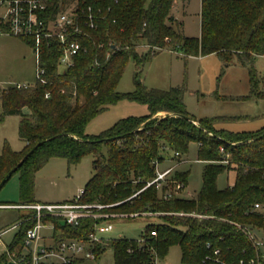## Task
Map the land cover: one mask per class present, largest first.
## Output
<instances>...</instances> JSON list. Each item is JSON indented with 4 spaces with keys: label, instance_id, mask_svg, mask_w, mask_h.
<instances>
[{
    "label": "trees",
    "instance_id": "trees-1",
    "mask_svg": "<svg viewBox=\"0 0 264 264\" xmlns=\"http://www.w3.org/2000/svg\"><path fill=\"white\" fill-rule=\"evenodd\" d=\"M175 2L48 1L46 19L76 3L78 9L91 8L97 28L75 37L85 50L74 57L69 69L61 71L59 67L63 54L59 41L43 39L40 66L45 69V83L36 81L22 89L0 88V123L9 116L20 117L19 137L24 143L19 152L7 143L0 147V183L44 142L16 172L21 173V202L16 205H31L36 203L35 174L50 159L77 165L92 155L93 174L81 203H121L107 212L159 213L163 221L146 227L141 237L145 240L143 247L138 240H107L113 248L114 264H152V253L164 259L173 246L180 247L183 264H208L206 257L216 250L228 264H264V247L256 248L242 230H250L264 241V137L260 138L264 127L255 132L218 130L220 122L242 119H197L185 104V85L148 89L140 80L145 64L165 50L181 53L185 59L217 55L228 62L237 58L250 73L249 94L241 99L263 101L264 77L254 69L253 62L264 56V0H202L198 38L185 36L182 23L172 12ZM23 41L34 49L32 41ZM142 47L148 49L139 51ZM131 60L136 67L135 89L121 93L118 87ZM122 100L144 104L148 113L122 119L98 136L86 134L95 118ZM158 113L166 115L154 118ZM192 143L198 146V161L205 164L203 186L195 198L174 196L164 200L152 187L129 200L155 176V163L164 162L169 152L181 158ZM225 172H234L235 182L221 190L217 181ZM189 176L190 171H177L173 179L187 187ZM256 205L260 208L255 209ZM20 211V219L28 215ZM52 223L59 239L87 240L93 231L92 220L78 227L66 226L58 219H52ZM32 224L24 222L9 246L11 250L22 248L25 232ZM104 248L95 246L97 260ZM4 261L1 258L0 264Z\"/></svg>",
    "mask_w": 264,
    "mask_h": 264
},
{
    "label": "rangeland",
    "instance_id": "rangeland-1",
    "mask_svg": "<svg viewBox=\"0 0 264 264\" xmlns=\"http://www.w3.org/2000/svg\"><path fill=\"white\" fill-rule=\"evenodd\" d=\"M202 0H176L173 14L182 23L186 37L198 38L201 34ZM148 49L142 47L139 51ZM253 67L264 77V56L255 58ZM36 58L33 49L23 40L15 37L0 38V86L28 84L36 82ZM64 71V69H61ZM136 67L131 60L118 87L121 93L134 91ZM140 80L148 89L169 90L185 85V104L189 113L197 119L212 117H238L242 120L220 122L216 127L230 132H255L264 127V100H244L250 91V73L248 67L239 64L237 58L224 62L217 55L196 56L185 59L181 53L165 50L148 61ZM25 112H28L27 110ZM148 108L144 104L129 100L119 101L107 111L95 118L87 127L86 134L98 136L118 121L128 117L144 116ZM158 113L154 118L165 117ZM248 118V119H246ZM252 119V120H250ZM20 117L9 116L0 123V147L6 143L12 150L19 152L24 143L19 137ZM173 154L169 152L160 169L175 165ZM178 171H190L185 191L176 198L192 199L203 186L205 164L198 161V146L192 143L186 155L180 158ZM93 174V156H85L77 165H69L60 158H52L35 174L33 199L36 203H58L73 198L84 190ZM20 176H12L0 192V204L13 206L21 202ZM235 182L234 172H225L218 177L217 186L225 189ZM69 201V200H68ZM21 211L15 208L0 209V231L17 224ZM163 221L159 217L118 218L111 221L113 230L103 235L111 241L117 239L140 240L148 225H158ZM20 233V229L1 238L0 258ZM264 239V232L262 233ZM104 252L98 261H86L84 264H114L113 248L107 241ZM158 264H183L179 246H173Z\"/></svg>",
    "mask_w": 264,
    "mask_h": 264
},
{
    "label": "built area",
    "instance_id": "built-area-1",
    "mask_svg": "<svg viewBox=\"0 0 264 264\" xmlns=\"http://www.w3.org/2000/svg\"><path fill=\"white\" fill-rule=\"evenodd\" d=\"M49 0H0V38L15 37L30 40L34 43L33 52L36 58V81L45 83L43 76L45 69L40 66V47L43 39H56L63 48L59 59L60 69L67 70L74 65V57L85 49L75 37L84 36L87 29L97 28L95 16L91 8L88 11L78 9L73 4L66 10L58 12L53 18L46 19ZM18 89L27 88L28 84H11ZM0 88H3L0 86ZM48 98V95H46ZM175 165L160 169L161 163H155V176L145 182L144 188L133 195L129 200L138 196L142 191L154 187L160 198L169 200L181 195L186 187L173 179L183 161L180 155L173 153L171 160ZM225 163V162H224ZM227 163V162H226ZM84 190L73 199L62 203H34L24 206H0V209L15 208L28 212V215L12 227L0 231L1 238L17 229L22 228L24 222H33L25 232L21 249L11 250L6 246L3 264H84L86 261L95 262L97 253L95 246H104L107 241L103 235L113 230L112 220L118 218L159 217V213L116 214L107 212L119 204L105 205L102 203L83 204L80 202ZM260 206L256 205L255 209ZM197 218H207L200 215H190ZM52 219H58L69 227H78L85 220L93 221V231L88 234L87 240L75 238H57L55 225ZM256 248L264 247V241L259 239L250 230L242 229ZM152 236H156L153 232ZM143 247L145 240H138ZM105 247V246H104ZM152 264H158L159 258L155 253ZM0 258V259H1ZM208 264H228L220 257L219 250L206 257ZM241 264H243L241 262Z\"/></svg>",
    "mask_w": 264,
    "mask_h": 264
},
{
    "label": "water",
    "instance_id": "water-1",
    "mask_svg": "<svg viewBox=\"0 0 264 264\" xmlns=\"http://www.w3.org/2000/svg\"><path fill=\"white\" fill-rule=\"evenodd\" d=\"M263 136H261L260 138H263ZM44 142H41L38 146L42 145ZM37 146V147H38ZM37 147H35V149H33L32 151H30L5 177L4 179L1 181L0 183V192L3 189V187L8 183V181L12 178V176L17 172V170L28 160V158L33 154L34 150L37 149ZM12 264V263H11Z\"/></svg>",
    "mask_w": 264,
    "mask_h": 264
},
{
    "label": "crops",
    "instance_id": "crops-1",
    "mask_svg": "<svg viewBox=\"0 0 264 264\" xmlns=\"http://www.w3.org/2000/svg\"><path fill=\"white\" fill-rule=\"evenodd\" d=\"M80 193V192H79ZM76 197V196H75ZM75 197H73V198H75ZM73 198H70V199H68V200H71V199H73ZM68 200H65L64 202H66V201H68ZM58 203H62V202H58ZM47 204H53V203H47ZM0 206H4L3 204H0ZM14 206V205H13Z\"/></svg>",
    "mask_w": 264,
    "mask_h": 264
}]
</instances>
